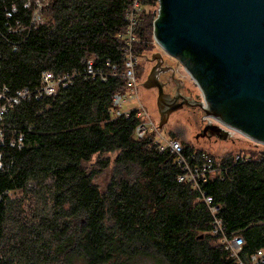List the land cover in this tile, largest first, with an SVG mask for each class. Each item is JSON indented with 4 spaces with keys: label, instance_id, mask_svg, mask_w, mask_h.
<instances>
[{
    "label": "trees",
    "instance_id": "16d2710c",
    "mask_svg": "<svg viewBox=\"0 0 264 264\" xmlns=\"http://www.w3.org/2000/svg\"><path fill=\"white\" fill-rule=\"evenodd\" d=\"M29 1L0 0V103L31 92L0 120V264H236L214 243L208 206L177 181L174 154L159 151L150 134L133 138L142 120L136 110L109 114L113 94L126 88L122 35L132 0H44L37 25ZM152 20L144 12L137 23L136 53L148 47ZM90 58L105 67L106 81L83 78ZM44 71L70 82L37 98ZM183 147L186 156L203 153ZM109 152L117 154L102 162L111 173L101 189L84 164ZM233 157L222 159L230 163L227 176L203 189L220 206L226 233L243 236L245 257L264 247V157Z\"/></svg>",
    "mask_w": 264,
    "mask_h": 264
},
{
    "label": "water",
    "instance_id": "95a60500",
    "mask_svg": "<svg viewBox=\"0 0 264 264\" xmlns=\"http://www.w3.org/2000/svg\"><path fill=\"white\" fill-rule=\"evenodd\" d=\"M152 34L164 54L177 59L195 80L202 100L165 92L160 74L173 67L153 54L146 87L157 88L159 128L183 104L202 108L227 128L264 145V0H159ZM189 53V55L186 54ZM207 105L208 108H205ZM226 139L208 123L196 136Z\"/></svg>",
    "mask_w": 264,
    "mask_h": 264
},
{
    "label": "rangeland",
    "instance_id": "374dc122",
    "mask_svg": "<svg viewBox=\"0 0 264 264\" xmlns=\"http://www.w3.org/2000/svg\"><path fill=\"white\" fill-rule=\"evenodd\" d=\"M157 10H158V1L155 0H153V4L150 6L140 5L139 13L136 18L137 22H139L144 12L150 13L154 19L157 16L158 13ZM122 37L124 38L125 45L123 46L122 49L123 69L121 72V76L123 77V73L125 72L124 70L125 60L129 58L133 62H135L134 72L137 82V89H136L137 95H134L133 98L128 99L127 100L128 102L127 101L123 102L121 109L126 111H131L132 109L143 110L144 112H146V115H142V116L145 121H149L150 119L153 123L154 129L149 133L150 135H152L153 140L157 139L160 143H164L165 140H167L168 138H174L180 142L182 147L184 143H187L188 145L193 146L195 149L202 150L203 152L209 154L210 156H212L213 158H215L216 160L222 163H225L223 162L222 159L230 154L234 156L231 163L243 162L236 159L238 155L245 156L246 160L244 161L252 160L253 158L264 157V145L262 143L260 142L258 143L257 141L255 142L252 141V139L244 136L239 131L235 129L227 128L225 125L223 126L219 121L215 119H211V120L207 119L205 117L202 108L196 105L192 106V105L183 104L180 108H177L174 111H172L169 114L167 120L164 122L163 126L159 128L158 126L160 122V114L156 104L157 88L153 87L152 85L150 87L145 86V83L148 80L150 70L152 66H154V64L156 63V60L152 57L153 54L162 52L163 66L167 65L173 67L174 69V73H175L174 77L173 76L171 77L170 75L171 71L162 72L160 74V78L162 81H168V84L165 85V92H169L174 95L175 89L178 87V91L183 96L189 99L197 98L199 100H202V92L198 87L197 83L195 82V80L188 74V72L184 69V67L180 64V62L177 59L172 58L163 53L162 48L154 39L153 34L151 36V40L147 44L148 47L146 49H143L139 53H136V51H134V48L132 46L133 43L135 44L138 41V40L136 41L135 39L134 32L132 35H129L127 29H125V32L122 35ZM130 44H132L131 45L132 52L128 55L124 54L130 52V46H129ZM86 61H91L93 63V60L91 58L85 60L84 62L85 65H87ZM107 66L108 68H111L112 71H115L117 69L116 64L108 63ZM94 68L95 70L99 69V67L98 68L94 67ZM104 68L105 67H100L99 71L103 72ZM103 73L105 74L107 80L108 76L106 73L108 72H103ZM111 74L114 75V73ZM97 78L100 80L99 76ZM125 87H126V82H125ZM120 92L128 93L129 90L125 88V90ZM111 103L113 104L112 98H111ZM112 108L114 107L112 106L110 110H112ZM112 118H117V117L114 114ZM208 123H213V124L215 123L222 125V127L228 131L227 138L219 139L215 135L196 136L201 132L202 128ZM116 154H117L116 152H109L101 155H94L90 161L84 164V166L88 171L95 172V175L93 177V182L96 185H98V187L101 189H105L106 185L110 180V173H111V164L108 167H104L102 166V162L106 159H109V161L113 162L114 158L116 157ZM256 154L257 155L261 154L263 156H257ZM225 164L230 166L229 162H226ZM18 194L19 193H15V192L9 193L11 197H15ZM200 200L202 199L200 198ZM31 202L32 201L30 199L28 200V202H26L27 210H30ZM214 243L216 245H222L224 241L222 238L216 237ZM229 256L233 258L236 263L235 257H232L230 254ZM143 264H154V263H150V261H147L144 262Z\"/></svg>",
    "mask_w": 264,
    "mask_h": 264
},
{
    "label": "built area",
    "instance_id": "2783aa9c",
    "mask_svg": "<svg viewBox=\"0 0 264 264\" xmlns=\"http://www.w3.org/2000/svg\"><path fill=\"white\" fill-rule=\"evenodd\" d=\"M31 1H33L35 4V8L31 13V23L34 25L37 23H41L43 21V17L38 12L37 7L44 0H31ZM155 1H158V8H159V0H155ZM29 3L30 1L28 0L26 5H29ZM140 5H141L140 0H132L126 10L125 29H127L129 35H132L136 29L138 23L136 18L139 13ZM13 10L14 9H12V11ZM8 15H10V13H8ZM22 29L23 28H20L18 32H20ZM131 45L132 44L129 45L130 52L124 54L128 55L132 52ZM128 59H126L124 62L125 72L123 73V77L125 78L126 89H128L129 92L122 93L120 91H117L113 94L112 105L114 108H112V110H109V114L111 117H113L114 114L116 117L122 115L128 117L130 113L134 110L132 109L131 111H126L121 109L123 102H126L128 99L133 98L134 95H137L136 92L137 82L134 72L135 62H133L131 59L129 60ZM86 62L87 65H85L82 72L83 78L95 79L99 76L101 81L106 80L105 74L103 72H100L99 69L95 70L93 63L91 61H86ZM70 79L71 78L69 75L55 76L53 73L49 71H44L42 73V84L39 88L35 90V96L37 98L50 96L54 94L58 90V88L66 87L69 84ZM30 94L31 92L28 89H23L16 92L15 96L5 97L6 100H3L0 103V120L4 115V113L8 111V108L11 106V103L17 102L21 98L28 97ZM136 111H137L136 116L140 117L142 120L140 121V123L136 125L135 129L133 130V138L141 139L145 135L149 134L154 128H153V123L150 119L149 121L144 120L142 115H146V112H144L143 110H136ZM207 119L211 120L215 118L208 117ZM153 142L154 144L158 145L159 151L168 148L170 152L174 154L175 161L177 165L180 167V173L177 176V181L188 184L193 191L199 194V198H201L204 201V203L208 206L213 216L210 233L213 236L223 239L224 241V243L222 244L223 247L225 248V250L228 251V253L232 257H235L236 264H264V247L255 249L253 252L247 254L245 257L241 255L242 246L245 244V240L243 236L239 234L228 235L226 233L222 220L217 216V213L220 210V206L214 204L212 196L206 194V191L203 189V184L209 180L224 179L227 176L230 166H228L225 163L219 162L218 160H216L215 158H213L212 156H210L205 152H203L200 156H195V155L186 156L183 153L184 148L181 146L180 142L174 138H168L167 140H165L164 143H160L157 139H154ZM236 159L239 161H244L246 160V157L238 155Z\"/></svg>",
    "mask_w": 264,
    "mask_h": 264
},
{
    "label": "bare ground",
    "instance_id": "6f19581e",
    "mask_svg": "<svg viewBox=\"0 0 264 264\" xmlns=\"http://www.w3.org/2000/svg\"><path fill=\"white\" fill-rule=\"evenodd\" d=\"M203 106H205V108H208L207 105H204V104H203ZM205 117L208 118V117H212V116H208V115H206Z\"/></svg>",
    "mask_w": 264,
    "mask_h": 264
}]
</instances>
